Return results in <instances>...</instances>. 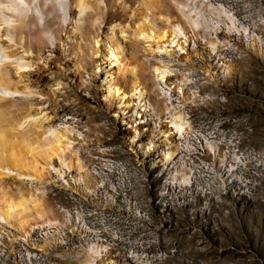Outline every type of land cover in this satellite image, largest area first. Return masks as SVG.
<instances>
[{
  "label": "rangeland",
  "instance_id": "rangeland-1",
  "mask_svg": "<svg viewBox=\"0 0 264 264\" xmlns=\"http://www.w3.org/2000/svg\"><path fill=\"white\" fill-rule=\"evenodd\" d=\"M159 1L171 6L167 7L170 15L178 16L166 0ZM192 6L206 14L201 23L210 27L217 24L218 7L223 8L254 37L235 36L223 50L222 61L196 38L189 42L193 52L174 55L176 61L170 63L179 77L171 78L172 86L186 75L187 94L194 92L197 96L195 103L187 104L175 93L170 98L173 108L181 109L187 117L193 133L175 141L176 153L170 161L161 155L166 151L165 144L156 142L164 140L159 138L160 129L165 130L166 99L161 94L154 91L149 99L151 110L160 120L156 122L158 117L148 109L145 125L138 127L139 119L135 122L133 111L125 120L116 101L104 99L107 92L101 81L109 77L100 55L94 56L93 67H97L93 73L90 65H79V72L76 70L78 57L67 54L75 49L70 41L64 39L67 45L43 52L42 61L50 64V71H39L38 84H28L41 96L33 94L31 100H17L16 105L43 109L52 126H69L81 133L83 140L73 137L78 142V151L74 150L84 164L96 147L114 146L140 179L126 190L104 187L89 197L81 189L82 194L72 199L63 198L53 175L43 180L45 184L37 186L45 192L48 220L58 216L61 206L70 208L71 235L59 247L43 245L49 239L36 241L35 233L29 245L21 241L12 244L11 240L21 236L0 224L5 264H30L29 251L41 252L49 264H84L91 245H102L106 251L102 252L104 263L112 264H264V0H196ZM119 19L115 25H121L123 18ZM155 22L161 25L158 19ZM217 26L225 30L222 24ZM128 32H123L122 39L114 33L125 49L124 61L123 71L113 68L110 76L123 90H127L124 85L129 69L143 71L147 79L156 63L147 51L148 44L135 41ZM100 38L106 42L105 35ZM218 39L224 41L225 36ZM78 43L85 53L86 40ZM225 66L230 68L227 73L223 72ZM28 122L15 132L24 130L33 137L41 131ZM42 125L45 127L44 122ZM138 132L140 142L134 144ZM151 141L156 142V150L143 154L139 146ZM211 147L216 149L215 155ZM87 181V188L92 187L94 180L88 174ZM34 186L24 183L27 188ZM2 190L10 193L13 188L8 182H0ZM79 220L87 227V236L78 231L82 225ZM97 238L102 243L96 245ZM31 262L34 264V260Z\"/></svg>",
  "mask_w": 264,
  "mask_h": 264
},
{
  "label": "bare ground",
  "instance_id": "bare-ground-1",
  "mask_svg": "<svg viewBox=\"0 0 264 264\" xmlns=\"http://www.w3.org/2000/svg\"><path fill=\"white\" fill-rule=\"evenodd\" d=\"M166 1L173 6L178 16L170 15L167 12L168 6L159 0H0V121L3 124L0 126V182H8L13 188L10 193L0 191V224L6 230L15 231L21 236L11 240L12 244L17 241L28 242L34 224L48 220L47 214L50 210L45 203V192L37 186L40 183L45 184L43 180L53 175L60 181L63 176L60 169L65 166L67 170H74L84 188L88 189L85 165L77 152L78 142L73 138L75 136L78 140H83L81 133L69 126H52L43 109H29L25 104L20 107L16 105L17 100H31L33 94L41 96L30 90L28 84L31 81L38 84L39 71H50V64L46 60L42 61L44 51L67 45L70 41L75 49L66 52L78 57L76 70L80 66L90 65L93 73L97 67H93L94 56L100 55L107 65L105 74L109 77L108 81L105 78L101 81L107 92L104 99H114L125 120L130 117L127 113L133 111L137 118L135 122L139 119L138 127L145 125L140 120L145 117L148 109L149 113L156 115L154 109L150 108V95L154 91L161 94L166 99L163 102L165 130L160 129L159 138L164 137V140L155 141L165 144L166 151L161 155L165 161H170L176 153L175 141L193 134L187 117L181 109L173 108L170 98L175 93L187 104L195 103L197 96L194 92L187 94V87H184L187 82L186 75H181L182 81L172 86L171 78L179 77L174 74L173 64L170 63H175L174 55H189L193 52L194 49L190 51L189 42L196 38L206 45L205 48L210 54L222 61L225 59L222 56L223 50L229 47L235 36H244L247 39L254 37L249 30L238 24L232 13L221 7L217 11V24L210 27L208 23H201L206 20L203 18L206 14L203 15V12L192 6L196 0ZM119 18H123L121 25H115L114 22L119 21ZM156 19L160 26L155 24ZM219 24L225 30H221V26H217ZM127 30L135 41L148 44L146 50L156 63L150 68L147 79L141 73L143 71L137 72L135 67L129 69V79L124 85L127 90H123L110 76L113 68H117L119 73L123 71L121 65L124 61L125 49L114 33L117 32L122 39L123 32ZM101 34L105 35L106 42L100 38ZM222 34L225 39L219 41L218 36ZM64 39L66 43L63 42ZM81 40L87 42L85 53L78 46V41ZM163 57L169 61H164ZM229 69L225 66L223 72L227 73ZM51 74L57 77V73ZM95 76L98 77V74L95 73ZM156 116L157 122L160 118ZM28 121L33 122V128L36 125L41 131L32 134L33 137L27 136L24 130L15 132L24 123L28 125ZM138 133L139 136L132 140L134 144L139 141L140 132ZM156 142L151 141L139 148L143 154L154 152ZM212 151L215 155L216 149L212 148ZM55 160L58 164L56 167ZM183 180L188 182L187 177L183 176ZM27 181L36 186L24 187ZM29 205L32 207L30 210ZM1 231H4L2 227L0 233ZM1 240L2 237L0 245ZM99 246L89 247L84 264H99V261L112 264L104 263L102 252L106 251L102 245ZM27 257L31 264L29 252Z\"/></svg>",
  "mask_w": 264,
  "mask_h": 264
},
{
  "label": "built area",
  "instance_id": "built-area-1",
  "mask_svg": "<svg viewBox=\"0 0 264 264\" xmlns=\"http://www.w3.org/2000/svg\"><path fill=\"white\" fill-rule=\"evenodd\" d=\"M140 121L145 124L146 116ZM117 151L118 149L114 146H98L91 151L90 160L84 164L88 177L94 180L92 187H89L88 189L84 188L80 178H78L74 170H67L65 166L63 169H60L63 172V176L58 182L60 186L59 189H61L63 192V198L72 199L75 196L79 197L81 189L88 194V197L91 196L92 193L94 194L98 190H102L104 187H106L108 190H126L133 184L135 179L139 180L140 176L136 175L131 163L128 160H125L122 156H119ZM54 166H58L56 160ZM54 187L57 186L54 185ZM71 219L72 211L70 208L61 206L60 210L58 211V216H54L50 218V220L41 221L35 224L32 229V234L35 233L36 236L34 237L38 242H43L44 240L49 239L46 243H43V245L49 244L48 246L51 247L65 245L67 236L71 235L69 227ZM77 221L78 220L74 221L76 226ZM79 222H81V220H79ZM78 231L83 236H87L89 234L87 227H84L83 224L81 225V229ZM94 241L97 243H102L98 238L94 239ZM29 242L30 239L28 243ZM26 249L29 251L28 248ZM30 255L31 261L34 260V264H49L48 260L43 257L39 251H32V254L30 252ZM3 258L4 251L0 248V264H5Z\"/></svg>",
  "mask_w": 264,
  "mask_h": 264
}]
</instances>
